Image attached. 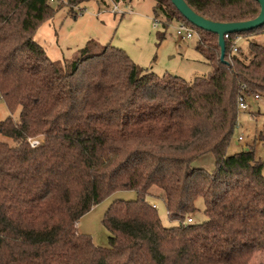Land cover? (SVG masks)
Wrapping results in <instances>:
<instances>
[{
	"label": "trees",
	"instance_id": "trees-1",
	"mask_svg": "<svg viewBox=\"0 0 264 264\" xmlns=\"http://www.w3.org/2000/svg\"><path fill=\"white\" fill-rule=\"evenodd\" d=\"M54 1L0 0V99L18 111L0 122L14 141L0 140V264H248L264 252V160L253 147L228 154L248 110L241 98L249 107L264 95V44L249 39L243 49L234 40L264 25L231 33L222 60L217 34L171 0H154L155 20L192 26L213 68L188 81L158 76L110 44L50 60L33 34L54 16ZM186 1L223 22L261 9L256 0ZM208 154L212 170L194 164ZM124 190L136 199L112 202L103 217L109 246L95 245L78 221ZM150 197L177 223L164 225ZM199 198L206 220L187 222Z\"/></svg>",
	"mask_w": 264,
	"mask_h": 264
},
{
	"label": "rangeland",
	"instance_id": "rangeland-1",
	"mask_svg": "<svg viewBox=\"0 0 264 264\" xmlns=\"http://www.w3.org/2000/svg\"><path fill=\"white\" fill-rule=\"evenodd\" d=\"M154 4V0H88L72 8L68 0H55L52 4L56 7L54 16L40 24L33 38L45 49L48 58L56 62L72 59L89 43L97 47L96 50L110 44L121 48L137 65L158 76L172 74L192 81L209 75L213 68L197 50L198 36L182 39L177 34L178 23L168 27L159 22L156 24L158 19L154 18ZM249 39L264 44V33L241 38L238 44L247 49ZM10 114L5 102L0 99V122ZM12 116L17 118L18 111ZM239 136L243 139L238 140ZM0 140L14 144L12 138L1 133ZM40 141V137L31 140L34 144ZM251 147L256 157L264 160V95L251 98L248 110L240 111L228 154ZM194 164L212 170L215 158L208 154ZM136 196V192L131 190L114 193L80 218L77 223L79 232L89 234L95 245L108 247L110 233L103 223L105 212L113 201L133 200ZM149 200L157 204V212L164 225L177 223L171 220L161 198L150 197ZM196 206L197 210L191 217L199 223L206 220L203 199L199 198ZM248 264H264V252L255 253Z\"/></svg>",
	"mask_w": 264,
	"mask_h": 264
},
{
	"label": "water",
	"instance_id": "water-1",
	"mask_svg": "<svg viewBox=\"0 0 264 264\" xmlns=\"http://www.w3.org/2000/svg\"><path fill=\"white\" fill-rule=\"evenodd\" d=\"M260 6V13L252 19L243 21H215L211 18L198 13L186 0H171L177 10L192 25L218 35L219 45L221 47V58L224 60L226 39L225 35L231 33L252 32L264 25V0H256Z\"/></svg>",
	"mask_w": 264,
	"mask_h": 264
},
{
	"label": "built area",
	"instance_id": "built-area-1",
	"mask_svg": "<svg viewBox=\"0 0 264 264\" xmlns=\"http://www.w3.org/2000/svg\"><path fill=\"white\" fill-rule=\"evenodd\" d=\"M157 22H158V20H156V24H157ZM176 30H177V34L182 39H190V38H193L197 34L196 30L192 26L187 25V24H184V23H178ZM228 38H230V34L225 35V39H228ZM240 39H241V36H236V38L234 40V44H237L240 41ZM237 49L238 48L235 45L234 51H237ZM255 98L256 99L259 98V95H256ZM240 108H242V109L248 108V104H247V102L243 98H241ZM238 139L239 140H242L243 137L242 136H239ZM32 144L35 145L34 143H32ZM151 206L153 208H156L157 209V204L156 203H151ZM192 221H193L192 217H189L187 219V222H192Z\"/></svg>",
	"mask_w": 264,
	"mask_h": 264
},
{
	"label": "crops",
	"instance_id": "crops-1",
	"mask_svg": "<svg viewBox=\"0 0 264 264\" xmlns=\"http://www.w3.org/2000/svg\"><path fill=\"white\" fill-rule=\"evenodd\" d=\"M257 101V100H256Z\"/></svg>",
	"mask_w": 264,
	"mask_h": 264
}]
</instances>
